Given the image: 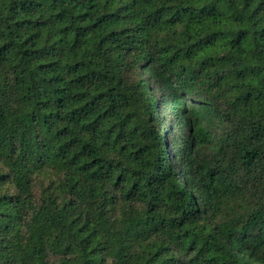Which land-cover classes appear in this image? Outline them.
<instances>
[{"label": "trees", "instance_id": "obj_1", "mask_svg": "<svg viewBox=\"0 0 264 264\" xmlns=\"http://www.w3.org/2000/svg\"><path fill=\"white\" fill-rule=\"evenodd\" d=\"M0 264H264V0H0Z\"/></svg>", "mask_w": 264, "mask_h": 264}]
</instances>
